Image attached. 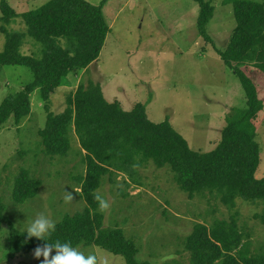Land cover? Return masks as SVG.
<instances>
[{"label": "rangeland", "instance_id": "1", "mask_svg": "<svg viewBox=\"0 0 264 264\" xmlns=\"http://www.w3.org/2000/svg\"><path fill=\"white\" fill-rule=\"evenodd\" d=\"M51 0H7L17 13L35 11ZM101 5L105 0H87ZM215 7L205 43L197 28L199 4L193 0H106L103 16L111 31L99 59L83 72L71 73L50 99L54 115L67 107V97L81 83L100 85L106 100L119 102L130 112L137 104L146 106L153 123L169 121L198 153L213 151L221 141L227 116L245 107L240 80L224 64L218 51L227 46L236 26L235 0H205ZM263 3L264 0H252ZM1 3V0H0ZM1 16V10H0ZM11 34L24 33L21 54L41 58L43 46L27 34L22 18L8 27ZM6 37L0 32V52ZM264 102V74L248 67ZM34 79L23 66H0V106L21 92ZM31 114L19 127L0 128V201L13 226L23 231L27 220L43 212L59 223L66 216L86 208L80 178L86 172L85 152L74 131L69 133L70 149L65 155L49 156L41 145L39 131L47 122L40 90L31 97ZM257 142L261 162L256 179H264V110L257 121ZM22 170L41 181L38 195L24 204L13 200V190ZM117 173L103 178L97 192L110 203L103 214V228L123 230L138 248L137 260L151 264H192L185 241L197 223L213 225L237 215L240 231L252 248L264 251V225L255 219L264 210L241 198L235 209L226 206L216 192L200 193L193 199L174 180L169 167L158 169L153 162L137 170L134 177ZM66 192L73 201L66 202ZM24 232V231H23ZM247 236L249 237L247 239ZM97 257V264H126L122 256L91 245L77 246ZM53 251L52 255H55ZM34 253L9 259L0 246V264H43Z\"/></svg>", "mask_w": 264, "mask_h": 264}, {"label": "trees", "instance_id": "2", "mask_svg": "<svg viewBox=\"0 0 264 264\" xmlns=\"http://www.w3.org/2000/svg\"><path fill=\"white\" fill-rule=\"evenodd\" d=\"M193 1L200 7V36L211 44L214 40L208 33V24L215 7L205 0ZM105 2L93 5L87 0H51L38 10L19 14L7 0H1L0 32L6 37V45L0 52V66L27 67L34 79L3 101L0 128L8 124L19 127L31 114L32 95L40 90L47 113L46 125L39 131L44 151L49 156L67 154L71 147L69 133L74 131L86 160V172L80 181L87 206L57 223L49 243L60 240L71 241L74 247L94 245L122 256L126 264H151L137 260L138 248L123 230L103 228L104 217L94 199L103 178L120 173L138 184L134 179L137 170L153 162L158 169L169 167L175 182L190 199L217 191L231 209H235L239 198L264 206V179H256L261 162L257 121L264 102L247 71L251 67L264 74V2H233L236 26L225 49L217 51L240 80L246 103L243 109H233L227 116L219 145L205 154L193 151L168 120L158 124L150 121L145 105L137 104L126 112L119 102H108L100 85L94 83H81L67 97V107L61 114L51 112V96L64 85L67 76L85 71L101 55L111 31L103 16ZM17 18H22L27 34L43 46L41 58L21 54L26 34H11L8 29ZM40 187V180L22 170L14 186V202L24 204L34 199ZM5 213L6 206L0 201V246L9 259L34 253L47 243L28 238ZM238 217L235 215L230 223L216 221L211 226L197 223L185 241L191 263L264 264V251L252 248L240 231ZM255 219L264 225V210Z\"/></svg>", "mask_w": 264, "mask_h": 264}, {"label": "clouds", "instance_id": "3", "mask_svg": "<svg viewBox=\"0 0 264 264\" xmlns=\"http://www.w3.org/2000/svg\"><path fill=\"white\" fill-rule=\"evenodd\" d=\"M66 193L65 201H73V195L69 192ZM94 199L97 201L98 210L101 213L110 208L109 201L99 192L94 194ZM22 227L28 238L35 237L47 242L43 247H37L34 252L37 259L43 256V264H97V257L94 254L86 255L78 247H74L71 241L56 240L49 243V239L56 232L57 221L49 218L43 212L36 215L34 219L27 220ZM53 250H55V255H52Z\"/></svg>", "mask_w": 264, "mask_h": 264}]
</instances>
